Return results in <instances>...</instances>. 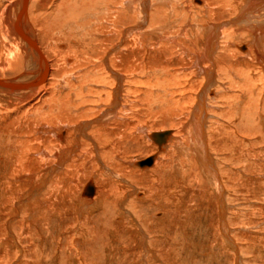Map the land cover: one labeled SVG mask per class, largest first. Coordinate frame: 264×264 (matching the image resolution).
<instances>
[{
  "label": "rangeland",
  "instance_id": "rangeland-1",
  "mask_svg": "<svg viewBox=\"0 0 264 264\" xmlns=\"http://www.w3.org/2000/svg\"><path fill=\"white\" fill-rule=\"evenodd\" d=\"M39 1L31 0L30 23L35 39L50 62L52 75L60 64L55 50L48 51L46 47L47 34L54 36L57 48L72 59L62 60L64 65L73 63L74 56L80 59L90 55L92 63L87 64L91 66L100 61H96V54L80 52L82 40L89 38L81 39L86 36L84 30L93 29L96 15L104 17L96 22L111 30L108 16L101 10L105 4L112 8V16L117 10L126 14L118 23L123 41L120 51L124 55L123 63L118 66L123 74L121 97L112 105L111 99L98 95L97 89L89 99L92 103L105 100L103 104L108 105L90 104L84 117H70L62 141L59 133L65 119L60 116L62 121H59L52 110L50 95L54 88L39 101L36 93L11 98L0 92V143L11 144L14 153L23 148L25 156L28 155V160L25 158L28 163L24 160L25 170L10 180L6 192L10 201L5 211L0 208V264H264V70L251 43L252 32L264 31V8L246 17L241 6L248 0H137L139 6L133 10L127 8V1L120 0L103 1L102 6L100 0H47L43 8L39 7ZM98 1L100 5L95 4ZM20 2L0 0V77L10 80L31 78L38 70L36 59L23 45L9 58L12 41L8 34ZM109 2L117 4L111 6ZM68 3L73 4L72 11L75 9L73 13L77 17L71 20L67 34L63 31L61 35L57 32L63 27L54 28L60 18L53 14L56 15L58 6L66 11ZM84 9L91 13L85 16ZM233 18L241 20L226 22L222 28L226 31L224 37L236 42L248 41L251 48L250 64L242 65L236 54L233 67L239 72L243 68L249 70L235 72L237 85L229 84L230 88L214 97L206 92L203 99L209 148L221 169L225 188L222 200L226 208L222 213L216 181L199 168L196 155L202 149L190 120L192 109L199 102L196 93L202 85L200 81L205 83L195 58L196 53L204 51L206 24ZM246 20H252L255 25L250 26ZM128 27H135L130 30L132 33L129 29L123 30ZM105 35L110 39L102 43L105 51L100 55L112 56L119 35L114 32ZM227 49L228 52L230 47ZM215 52L213 59L218 66L221 61L217 55L221 49ZM129 55L134 69L133 65L128 66ZM80 61L82 64L83 60ZM209 64V61L201 63ZM76 66L72 71L79 74L82 71L77 72V68L82 65ZM211 88L214 91L221 87L215 81ZM246 99L258 108L247 120L239 108L240 102L241 106H247ZM105 106L112 109L103 114ZM210 125L218 131L211 130ZM162 129L170 130L172 139L159 151L154 166L147 170L135 167L133 162L158 152L146 133ZM104 130L115 141L113 151L105 143L106 139H102ZM86 134H93L97 145L101 142L98 149L92 147L94 143H90ZM12 165L9 164L11 171ZM1 177L2 174L0 182ZM88 181L95 183V191L88 197L99 203L79 212L78 200ZM36 192L37 197H33ZM29 204L41 209L35 218L26 222L29 228L23 234L20 226L26 224L24 213L29 212ZM20 206H24L19 213L22 216L14 218L13 211ZM8 219L18 224L15 231L22 238L20 246L8 238L5 224Z\"/></svg>",
  "mask_w": 264,
  "mask_h": 264
},
{
  "label": "bare ground",
  "instance_id": "bare-ground-1",
  "mask_svg": "<svg viewBox=\"0 0 264 264\" xmlns=\"http://www.w3.org/2000/svg\"><path fill=\"white\" fill-rule=\"evenodd\" d=\"M64 1H67L68 2V0H64ZM103 1H107V0H100L101 6H102V2ZM109 1H111V0H109ZM120 1H121V3H122V1H127V8H130L132 10L135 7L139 6V4L137 3V0H120ZM248 1H247V3L245 5H242L241 6L242 9L244 10V15L246 17L248 16V14L255 13L253 11H255V10H261L262 11V9L264 8L263 7L264 0H248ZM75 2H76V0H75ZM100 2L98 1L99 4H97L95 2L94 3L96 5H100ZM197 2H198V0H197ZM92 3H93V1H92ZM92 3H91V5H92ZM46 4H47V0H40L39 1V7L40 8H43ZM115 4H117V3L116 2H111L110 3L111 6H113V5L115 6ZM247 4L250 5V6L247 7ZM72 6H73V4H72ZM72 6L68 3V5L66 6L67 7V10L65 9L66 11L63 10L64 7H62V6L61 7H59V6L56 7V10H57L56 15L55 14H53V15L55 17H59L61 21L60 20L59 21L56 20V21H58L56 24L53 21V23L55 24L54 25V28H58L59 29L61 26L63 27V29H61L60 31L57 30L58 31L57 33L58 34H61L62 35V32L63 31H65V33H66L67 29L71 27L70 25H72V23H73V22H71V20L76 16L75 13H73V11L75 9L72 11ZM30 7H31V0H21L20 6L18 8V12H17L16 17H15V22L13 20V22H14L13 24L9 23V24H11L10 25L11 26V29H10V33L8 34V36H10V39L12 41V45H11L12 52H10L9 58L11 56L17 54L19 47L23 45L32 54V57H34V59H36V62L34 60H33V62L37 63V67L36 68H38V70L36 69L37 70L36 74L33 75V77H31V78H19V79H15V80H10V79H5V78H1L0 77V92H2L3 94H5L7 97L10 96L11 98H13V97H15L17 95H20L21 97H24L25 98V97H29L30 95L36 93L35 96H36L37 100L39 101V100H42V98L44 96H46V94L48 93V91H49L50 88H54V91H52L53 93L50 95L51 97H53V98H51L52 101H53V105H54V107L52 108V110L55 112V115L57 114L56 115V118L59 121H62L61 118H60V116L65 119V121L63 120V122H62V125L63 126L60 128L61 131L59 133V138L62 140V139H64V130L66 131V129H68L67 126L70 123V121H69L70 120V117H75L76 118V117H78V115L84 117V114H86L84 112L85 111L88 112V110H90L88 108V106L90 104H92V106H98L100 104H102V105H106L107 104L105 102H104L105 104H103V101H105V100L102 101L101 99H99L97 103H92L91 99H89L90 98V95L93 92H96L97 89H98V95H101L102 94L104 96H108L109 99H111L110 100V103L112 105H114L113 103L116 102L117 100H119V98L121 97L120 96V93H121V80L120 79L123 76V74L118 71V66H119L120 63H123V57H124V55L121 54V51H120V48H122V42L123 41L121 39L122 38L121 37L122 34H121V32H120V30L118 28V25H119L118 23L120 22L121 19H123V17L126 14L120 12L121 10H117L118 12L117 11L112 12V13H115L112 16L110 14V11H111L112 8L110 9L105 4L104 6H102V9L101 8L100 9L103 10V12L105 13V14L104 13L103 14L106 15V17L108 16V19H106V20H107V23L110 26L111 30H107L104 25H100V24H98L96 22V21H98L101 18V15L100 14H99L100 16H97L96 15V16H94L95 18L93 17L94 20H96L95 21L96 24L94 22H92V23H94V26H91V27H93V29L91 31H89L90 30L89 28L86 29V30H84L85 31L84 34L86 36H84V35L81 36V39L83 37H85V38L86 37H89L90 39L88 38V39L82 40L83 42H81V43L83 44L84 47L81 46L82 49H80L81 50L80 52H83L85 54L88 53V52H90V54H96V61H98V60L100 61V63L91 64V66L89 64H87V63H89V61L91 62V60H89L90 55L89 56L88 55H84L86 57L83 56V57H80V59H78L77 56H74L73 63H71L69 66L64 65V63H62V60H63V62H65L64 59H66V61L70 62V61H72V59L71 58H68V57H65V54L66 53L63 55V53L60 51V49L57 48L58 45L56 44L55 37L52 36V35H50V37H48L49 35L46 33L47 34V38H48V43H46L47 44L46 47H47L48 51H52V50L54 51L55 50V53L57 54L56 57H58V62L60 64V65H57L56 72L52 75V70H51L50 62L46 58L43 50L40 47V44H38V41L35 39L36 37H35V35L33 33L34 30L31 27L30 16H29V11H30L29 8ZM75 8H77V7L75 6ZM88 9L87 10L84 9L85 10V12H84V15L85 16H88L91 13V11H88ZM94 9H96V8H94ZM93 11L94 10H92V12ZM64 12H66V13H64ZM144 12H146V9L144 10ZM244 15H242V16L244 17ZM6 18H9V17H6ZM45 18L46 17L44 16V19ZM102 18H104V17H102ZM240 20H241V18L240 19L239 18H235V19L233 18V19H230V20H223V21L218 22V23H213V22L207 23L206 24V27L208 29V34H207L206 42H205V45H204V51L202 53H196V58H195V64L200 69L199 70V73L200 72L203 73L204 78H205V83L204 84H203L204 81L201 78L203 82L201 83V81H200V84H202V85L200 86V90H199L198 95L196 93V96L199 98V102L195 105V107H193L192 114H191V120H190L192 129L195 132V135L197 136V141H198L197 143H198L199 147L202 149L201 153L199 152V154L196 155V159H197V162L199 164V168L201 169L202 173H204L206 176H208V177L212 178L214 181H216V187H217V191H218L219 198H220L219 207L221 205V210H222L221 212L222 213L225 211V208H226L225 201L222 200V198H224V196H225L224 195L225 194V188H224V183H223V180H222V177H221V175H222L221 174V169H220V167H218V164H217L215 158L212 156V153H211L210 148H209V143H208V139H207V128H205L207 126V120L205 119L207 113H205V111L203 110V107H204V104H203V101L204 100L203 99H206V97L204 96V94L206 92L210 96L213 95V97H214V95L219 94V92L224 93V91H226L227 88H230V86L232 84H236L237 83V82H235V77L237 76L236 73H238V74L239 73H246L247 70H249V68L248 69H244L243 68V69H239L240 70V72H239V71H236V69L233 67L234 60H235V58H234L235 56L234 55H236V54L238 55V57H240L239 60H242L241 61L242 65H243V63L245 65L250 64L249 57L251 55V48H250L249 44L247 43L248 41L247 42H244V41H242V42H236L235 39H233V40L232 39L227 40L226 37H224V35L226 34V31H225V29H222L223 28V25L226 24V22L231 21V22L234 23V22H237V21H240ZM89 21H91V20H89ZM251 21L252 20H250V21L249 20H246L247 24H249L250 26L255 25ZM124 22H125V20H124ZM90 25H92V24H90ZM256 25H258V24H256ZM86 27H88V26H86ZM134 28L135 27H128V28H124L123 30H128L129 29L128 32L129 33L130 32L132 33V31H130V30L131 29H134ZM108 32H114L116 35H119V38H118V40L116 41V43H115V45L113 47L114 55L108 56L107 54H105V56L103 57L104 54L103 55L102 54L100 55V53L103 50L105 51V47L103 46L102 43L108 42L107 39L108 38L110 39V37H105L106 36L105 34H107ZM156 33L161 38L164 37V36H162L160 34L161 32L156 31ZM11 34H14V36L11 35ZM77 36H78V34H77ZM65 40H66V38H65ZM168 40H166V41H168ZM61 42H62V40H61ZM251 43H252L253 47L256 48V49H254V51L256 53V58L258 59V64L261 66L262 70H264V31L263 30H260L258 33H255V31L252 32V42ZM64 45H65V43H64ZM59 46H63V45L62 44H59ZM217 46H219V47H217ZM232 46L235 47V49ZM228 47H230V49L227 52V50H228L227 48ZM218 48H220L221 49V52L222 53L224 52V54H222L220 52V55H217V57L220 56L219 57L220 59H218V60L221 61L220 63H218V66H217V64L214 61L215 58L213 59V56L216 54L215 51ZM61 49H63V48H61ZM236 49L238 51L240 49V51L237 52ZM183 50H184V48H183ZM230 50H232L233 52H230ZM25 56H27V55H25ZM129 56L131 58L129 57L130 58V62L128 64V66L133 65V67H131V68L134 69V64H133L132 56L131 55H129ZM32 57L30 56V58H32ZM81 59L83 60V63L82 64H81V61H80ZM232 60H233V62H232ZM203 61H209V63L210 64L212 63L213 66L212 65L210 66V64L209 65H206V66L201 65V63ZM226 61H227V64H226ZM29 62H31V61H29ZM75 65H77V66L78 65H82L80 68H77V72H78V69H80L82 72H80L79 74H75L74 73V70L72 71V69H73L72 67H75ZM248 67H250V66H248ZM34 68H35V66H34ZM217 69H219L221 71V73H218ZM75 70H76V68H75ZM67 74H69L70 76H67ZM157 75H158V73H157ZM217 76H218V78H216ZM188 77H185V78H188ZM174 78H176V76ZM178 78H180V77H178ZM253 80L251 79V81H253ZM215 81H217L218 84H220V87L221 88L213 91V89L211 88V86L214 85ZM236 81H237V79H236ZM161 82H163V81H161ZM110 84H112L111 87H110ZM229 84H230V86H229ZM92 86H94V88H92ZM183 86H185V85H183ZM183 86H181V87H183ZM246 86H248V85H246ZM249 86H251V85L249 84ZM250 92H252V91H250ZM246 93H247V91H246ZM247 95H249V94H247ZM251 95H252V93H251ZM247 99H249V98H247ZM247 99H246V101H247ZM257 100H260V98H257ZM227 101H229V100H227ZM246 101H244V103ZM163 102H164V104L166 103L165 101H163ZM240 104H241V102L239 103L240 112L242 113L241 116H244L246 118V120H247L248 119L247 116L248 115H251V113H254L255 112V108H257L255 106L256 104L253 101L251 102V100L250 101H247V106L250 107V109L248 110V112H246L247 109H248V107L247 106H244V104L241 106ZM116 105L118 106V104H116ZM236 107L238 108V106H236ZM111 109H112V107L105 106V108L101 112H103V114H105L107 111H109ZM257 111H258V108H257ZM256 112H255V114H256ZM262 118H264V115L262 116ZM71 124H73V123H71ZM72 126H75V125H72ZM98 127H99V124H98ZM209 128L211 130L214 129L215 131H218V128H216V126H212L211 127V125H210ZM44 129H45V127H44ZM102 134L104 136V138H102V139H106L105 143L108 144L110 146V148H111V151H113V149H114V147H116V145H115V143L113 145L112 142H115V141L113 140V138L111 136H109L108 133H106L105 130H104V132ZM112 134H113V132H112ZM162 134H164V137L159 136V135H162ZM54 135H56V134H54ZM79 135H80V133H79ZM92 135L93 134H86L87 138H90V140H91L90 143H94V145L92 144L93 146L92 145L91 146L93 148L98 149L99 148L98 145L101 142H99L98 145H97L94 142L95 139L92 138V137H94ZM56 136H58V135H56ZM146 136L155 144V146L157 147L158 152L153 153V154H150L149 156H146L145 158L139 159V160H137V161H135V162L132 163V164L135 165V167L137 166V167H139L141 169H145V170H147V169L151 168L152 166H154L157 158L159 157L158 156V153H160L159 151L164 150V148L167 146V144L169 142L168 140H171L172 139V137H171V131L170 130H167V129L155 130V131L147 132L146 133ZM216 136H218V135H216ZM15 137H17V136H15ZM23 138H25V136H23ZM66 138L68 139V137H66ZM21 140L22 139H20V141ZM78 140H79V137H78ZM17 141H18V138H17ZM17 141H16V143H17ZM62 141H64V140H62ZM2 142L3 143H0V174H2L1 179H3V180H2V182H0V203L2 204V206L0 208H2L5 211L6 204H7L8 200L10 201V199H8V197H9L7 195L8 193L6 194V192L8 191L7 189L10 186L9 185L10 184V180L12 178L14 179L15 177L19 176L23 172V170H25L24 168L26 167V165H25L26 163H24V162L25 161L27 162V160H28L27 159V156L28 155L25 156V151L26 150L23 149V148H19V151L17 153H14V151L12 152V150L14 148L11 147V144L5 143L6 141L5 142L2 141ZM9 142H10V140H9ZM10 143H12V142H10ZM16 143L14 142V144H16ZM23 143H26V142H23ZM83 143H84V140H83ZM25 146H24V148H25ZM30 148L29 149L31 151L32 150V147L30 146ZM70 148L68 150H70ZM73 148H74V146H73ZM75 148H80V147H75ZM34 149H36V148H34ZM16 150H18V148ZM99 150L97 152H99ZM42 151H44V150H42ZM72 152H74V151H72V149H71V153ZM116 154L117 153H115L114 155H116ZM10 158H12V159L10 160ZM25 158L27 160H25ZM148 159H149L150 163H147ZM143 161H145L144 164H141V162H143ZM8 163L9 164H11V163L13 164L12 165V171L10 170L11 166L9 167V164ZM99 163H101V162H99ZM27 176H29V175H27ZM44 181H45V179H44ZM94 184L95 183L93 181L92 182H89L88 181L87 184L85 185V187L83 189V192H82V195L79 197V200H78L79 201V204H78L79 205V212H81L82 210L85 211L89 207H95L99 203L98 200H94L93 201L92 200V197L91 198L88 197L89 195H92L94 193V191H95L94 190V188H95V185ZM38 192H36L37 194L34 193V196L33 197H35V196L37 197ZM20 197H21V195H20ZM29 197H30V195H29ZM39 199H41V198H39ZM24 200H25V198H24ZM22 203H20V204L24 205V202H22ZM45 203H46V201H45ZM46 206H48V205H46ZM48 207H50V205ZM22 208H24V206H22V207L20 206V207H17V208L14 209V211H13L15 213L13 215L14 218L21 217L22 216V214H19ZM28 208H29V210H27V211H29V212L28 213L27 212L24 213V214H26V216H25V223L26 222H29L28 220H31V218L33 216L35 218L36 214L38 215V212H40V209H41V207H39V206L34 207L33 205H30V204L28 205ZM222 220H223V218H222ZM226 223L227 222L225 220H223V224L227 225ZM5 224H6L7 231H8V236H9L8 238H10V240H12L16 245L20 246L19 243H20V241H22V238L21 237L18 238V236L16 234V231H15L16 227H18L17 226L18 224L12 223V219L6 220L5 221ZM26 224H25V226H20L21 232L23 234H26L28 232L29 225L28 224L26 225ZM142 233H143V231H142ZM19 250H21V249H19ZM5 263H6V260H5Z\"/></svg>",
  "mask_w": 264,
  "mask_h": 264
},
{
  "label": "water",
  "instance_id": "water-1",
  "mask_svg": "<svg viewBox=\"0 0 264 264\" xmlns=\"http://www.w3.org/2000/svg\"><path fill=\"white\" fill-rule=\"evenodd\" d=\"M159 136L164 137V134L159 135ZM144 162H145V161L141 162V164H144ZM147 163H150L149 159H148Z\"/></svg>",
  "mask_w": 264,
  "mask_h": 264
}]
</instances>
